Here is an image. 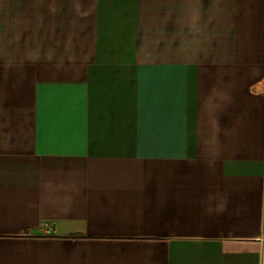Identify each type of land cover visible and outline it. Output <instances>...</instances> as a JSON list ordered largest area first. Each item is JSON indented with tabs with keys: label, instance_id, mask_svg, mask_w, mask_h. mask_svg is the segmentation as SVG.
Instances as JSON below:
<instances>
[{
	"label": "crops",
	"instance_id": "0c3cea01",
	"mask_svg": "<svg viewBox=\"0 0 264 264\" xmlns=\"http://www.w3.org/2000/svg\"><path fill=\"white\" fill-rule=\"evenodd\" d=\"M0 264H264V0H0Z\"/></svg>",
	"mask_w": 264,
	"mask_h": 264
}]
</instances>
